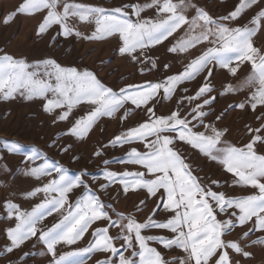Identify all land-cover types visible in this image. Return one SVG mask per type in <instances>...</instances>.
<instances>
[{"label":"snow or ice","instance_id":"snow-or-ice-1","mask_svg":"<svg viewBox=\"0 0 264 264\" xmlns=\"http://www.w3.org/2000/svg\"><path fill=\"white\" fill-rule=\"evenodd\" d=\"M257 3L258 0H240L236 8L220 20L235 21L245 9ZM187 6L184 0H181L180 5L172 3L171 0H163L162 3L161 0H153L151 5L133 6L134 14L138 17V20L133 22L130 18H125L127 13L124 9L128 8V5L106 11L99 7L70 3L68 0H23V3L4 20L7 24L17 14L46 11L39 25L38 35L45 33L53 25H59V34L64 37H81L82 34L67 23L69 17H79L81 21L94 17L95 31L91 35L83 36V39L101 40L119 34L122 41L119 51L121 54H128L133 61H139V56L135 55L137 50L143 55V50L162 44L184 25L188 26L189 32L195 33L196 29L200 31L178 40L168 48V52H187L203 42L215 45L192 59L182 72L166 77L163 82L130 84L119 91L106 86L88 69L65 67L54 59H46L32 65L6 52L0 55V99H11L17 92L26 99L43 98L46 100L44 111L47 113L55 109H66L58 116L60 121L69 118L74 105L87 102L93 106L85 117L75 121L65 135L83 138L100 117L112 116L129 101L137 108L145 106L148 119L114 137L104 147L133 141L143 142L147 151L140 153L133 148L128 153L126 162L141 166L152 178L145 179L144 172L126 171L116 174L106 171L105 179L108 184L101 185V188H108L112 183L119 182L125 195L130 191L139 190H146L149 197L161 193L159 199L163 208L172 214L164 222L153 218L155 209L144 222L137 221L131 214L123 213H118L116 219H113L106 210L112 207L111 204L106 205L101 201L87 185H83L80 178L69 177L65 169L57 163L47 162L46 159V162L31 168L30 174L40 178L51 176L55 172L56 176L29 193L34 196L42 192L45 194V200L28 212L21 211L18 205L5 201L6 208L17 221L15 227L6 230L10 241V246L5 247L6 252H13L25 241L36 237L38 242L46 246V254L51 256L49 264H83L82 260L76 258L93 252L110 254L97 264H240L230 253L246 259L252 256V253L246 250L249 246L264 245V237L251 240V245L242 243L250 239L251 233L264 232V155H258L255 150L257 143H264V136L260 135L264 131V125L255 129L249 128V132L253 133L252 139L242 147L226 145L222 137L227 129H217L213 124L205 123L210 113L204 110L216 99L210 95L214 91L210 79L214 67L219 65L232 75L238 71V66H232L233 58L230 54H235L236 59L251 64L252 75L246 83L258 86L249 102L253 110L257 105L264 106V52L255 47L253 42L258 27H228L213 20L202 9H197V15L189 20L183 14V8ZM144 7H156L161 18L155 21L140 20V12ZM262 18L264 10L253 18V25H259ZM152 66H156L155 62H152ZM164 67L167 69L169 66L165 64ZM30 68L35 70L29 71ZM201 74H205L204 82L194 95L182 97V100L194 105L187 114L181 115L177 107V110L168 115H157L154 107L147 106L160 90L165 98L170 99L179 85L194 80ZM237 90L229 85L220 94ZM183 91L187 93L188 89L184 88ZM49 94L52 98H49ZM236 107L243 109L245 104L240 103ZM128 115L126 111L121 119L126 120ZM216 119L220 120L221 116ZM196 128L204 130L194 131ZM177 142H182L223 165L235 178V184L251 187L256 192L243 197H229L224 192L213 191L211 187L205 186L201 179L194 175L192 165L176 148ZM21 148L19 143L11 142L8 150L19 152ZM31 152L28 159L34 161L40 153L34 148ZM95 155L100 156L102 152L96 151ZM109 163L104 160L105 165ZM211 184L219 186L218 181H211ZM81 185L85 187V194L75 203H69L68 193ZM144 203V200L140 201V204ZM66 206L67 214L63 215L62 219L47 230L40 229L38 232L37 225L46 216L59 212ZM159 207L158 204L157 208ZM219 215H226L228 219H218ZM96 221L108 223L92 232L94 240L89 242L88 247L57 253V245L77 244ZM249 224L251 227L243 233L240 240L224 239L236 227ZM111 228L118 229L116 236L110 234ZM151 228L165 229L174 235L168 238L142 234L143 230ZM121 240L123 243L118 248L116 242ZM149 241H155L168 249H182L186 256L174 258L172 262L167 261L156 248L149 245ZM121 249H133L131 256L126 257ZM27 255L25 253V256ZM112 257H118V260H113ZM137 257L138 259H135Z\"/></svg>","mask_w":264,"mask_h":264},{"label":"rangeland","instance_id":"rangeland-1","mask_svg":"<svg viewBox=\"0 0 264 264\" xmlns=\"http://www.w3.org/2000/svg\"><path fill=\"white\" fill-rule=\"evenodd\" d=\"M68 2L99 7L106 11L128 5L129 7L124 9L127 13L125 18L136 22L138 17L134 14L133 6L151 5L153 0H68ZM162 2L163 0H161ZM171 2L177 5L181 4V0H171ZM22 3L23 0H0V55L6 52L14 58L23 59L32 65L46 59H54L65 67L74 66L80 70L88 69L114 91H119L120 88L130 84L141 85L146 81L163 82L166 77L182 72L192 59L207 48L215 46L203 42L187 52H168V48L176 44L178 40L198 34L200 31L196 29L195 33L189 32L188 26L184 25L162 44L143 50V55H140V50H137L135 55L139 56V61H133L128 54H121L119 51L122 46L119 34L101 40L83 39V36L91 35L95 31L94 17H90L87 21H81L79 17H69L67 23L75 31L80 32L81 37L75 35L64 37L59 34L61 32L59 25H53L45 33L38 35V28L46 11L35 14H17L7 24L4 23V20ZM184 3L188 6L183 8V14L189 20L197 15V9H202L213 20L228 27H258L253 42L255 47L264 52V18L261 19L259 25L252 23L253 18L264 10V0H258L257 4L245 9L235 21H221L220 18L233 11L240 0H184ZM179 10L180 8H178ZM159 18L161 17L158 15L156 7H144L139 17L140 20L153 21ZM230 55L233 58L232 66H238V71L232 75L219 65L214 67L213 75L210 78L214 91L210 95L216 99L214 103L204 109L210 113L205 119V123L213 124L217 129H227L222 137L224 144L242 147L252 139L253 133L249 132V128L255 129L264 125V106L257 105L253 110L249 102V98L258 86L246 83L252 75L251 64L236 59L235 54ZM152 62H155V67L152 66ZM165 64L169 66L167 69L164 67ZM33 70L35 69H29V71ZM205 74L179 85L170 99L165 98L163 91L160 90L147 106L154 107L157 115H168L177 110V107H179L181 115L187 114L194 105L187 100H182V97L194 95L204 82ZM229 85L238 90L221 95L220 93L224 92ZM184 88L188 89L187 93L183 91ZM49 98H52L51 94H49ZM45 103L46 100L43 98L26 99L19 92L15 93L11 99H0V264H49L51 260V256L46 254V246L38 242L36 237L25 241L13 252L5 251V247L10 246L6 230L15 227L17 223L14 215L6 208L5 201L18 205L21 211L28 212L45 200V194L42 192L34 196L29 193L55 178V172L51 176L40 178L30 174L31 168L46 162V159L47 162L57 163L65 169L69 177L80 178L83 185H87L88 189L101 201L106 205L111 204L112 207L106 210L113 219H116L118 213H123L124 215L131 214L137 221L144 222L154 209L156 213L153 218L156 221L164 222L170 218L172 214L163 208L159 199L161 193H157L155 197H149L146 190H139L130 191L125 195L119 182L112 183L108 188H101V185L108 184L105 179L106 171L116 174L126 171L144 172L145 179L152 178L141 166L126 162L128 153L133 148L140 153L147 151L143 142L133 141L123 145L104 147L114 137L122 135L128 129L147 120L148 114L145 106L137 108L129 101L124 108L112 116L100 117L83 138H78L71 134L65 135V133L77 119L85 117L93 106L87 102L74 105L69 118L60 121L58 116L66 109H55L53 112L47 113L44 111ZM240 103H244L245 108L236 107ZM126 111L129 115L126 120H122L121 117ZM217 116H221V119L217 120ZM203 130V128L194 129V131ZM260 135L264 136V131ZM11 142L19 143L22 146L21 151L9 152ZM33 148L40 153L34 161L28 159ZM65 148L68 150L64 151ZM176 148L192 165L194 175L198 176L201 182L205 186L211 187L213 191L224 192L229 197H243L256 192L251 187L235 184L233 182L235 178L224 169L223 165L203 156L198 150L192 149L182 142H177ZM255 150L258 155H264V143H257ZM96 151H101L102 155L96 156ZM104 160H108L110 163L105 165ZM211 181H218L219 186L211 184ZM83 185L68 193L69 203H75L85 194L86 190ZM141 200H144L145 203L140 204ZM158 204L159 208H157ZM67 210L66 206L59 212H53L52 215L46 216L37 225L38 232L40 229L47 230L62 219L63 215L67 214ZM218 219H228V216L219 215ZM107 223V221L94 222L77 244L73 246L57 245V253L88 247L89 242L94 240L92 232L96 228H103ZM249 227L251 224L236 227L224 239L240 240ZM117 232L116 228L110 229L112 236H116ZM142 234L168 238L174 235L168 230L156 228L143 230ZM257 237H264V232H253L250 234V239L242 241V243L251 245V240H255ZM122 243V240L117 241L116 246L119 248ZM149 245L156 248L163 258L170 262L174 258L186 256L182 249L176 247L164 248L155 241H149ZM135 247L138 250V245ZM246 250L252 253V256L246 259L235 253L230 254L235 260L240 261V264H264V245H251ZM121 251L126 257H130L133 249L127 251L121 249ZM25 253L28 255L25 256ZM109 255L104 252H93L76 259L82 260L83 264H97L98 261H104ZM22 257L23 259H21ZM112 259L118 260V257H112Z\"/></svg>","mask_w":264,"mask_h":264}]
</instances>
